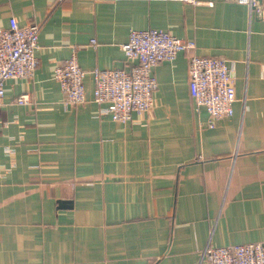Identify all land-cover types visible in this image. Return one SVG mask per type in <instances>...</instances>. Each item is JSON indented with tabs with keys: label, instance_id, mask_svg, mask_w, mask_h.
I'll return each instance as SVG.
<instances>
[{
	"label": "crops",
	"instance_id": "0c3cea01",
	"mask_svg": "<svg viewBox=\"0 0 264 264\" xmlns=\"http://www.w3.org/2000/svg\"><path fill=\"white\" fill-rule=\"evenodd\" d=\"M200 1L0 0V27L40 25L32 76L6 79L0 102V264H207V243L264 240V18L237 0ZM147 27L227 59L231 115L208 125L179 51L152 67L149 110L97 116L92 69L124 66L130 29ZM73 49L84 100L65 104L53 67ZM231 155L216 213L202 180L225 178Z\"/></svg>",
	"mask_w": 264,
	"mask_h": 264
},
{
	"label": "built area",
	"instance_id": "2783aa9c",
	"mask_svg": "<svg viewBox=\"0 0 264 264\" xmlns=\"http://www.w3.org/2000/svg\"><path fill=\"white\" fill-rule=\"evenodd\" d=\"M57 2L61 0H56ZM200 3V0H183ZM247 4L254 13L264 18L262 0H237ZM39 23L30 21L19 24L14 16L9 17L7 27H0V102L4 94V82L8 78H30L37 65L35 50ZM92 46L97 42L90 38ZM124 52V66L92 69L93 100L97 104V116L109 114L111 119L126 122L131 113H144L154 104L153 92L157 87L152 67L162 60L173 59L179 51L187 53L189 94L195 108L202 105L208 112V125L233 113L236 99L230 64L221 56H203L191 52L194 42L156 27L130 29L127 40L121 45ZM84 70L77 61L75 50L56 63L53 78L64 93L65 104H77L84 100ZM17 103H28L27 91L15 98ZM197 155L195 159H200ZM222 167L226 177L210 179L205 177L203 186L212 192V206L219 213L224 205L225 190L233 168ZM256 174V171H252ZM215 180V182L213 181ZM200 261L207 264H264V240L212 245L207 243L200 251Z\"/></svg>",
	"mask_w": 264,
	"mask_h": 264
}]
</instances>
